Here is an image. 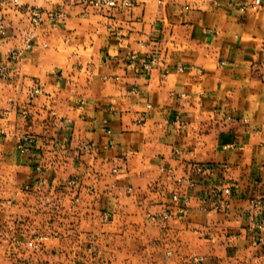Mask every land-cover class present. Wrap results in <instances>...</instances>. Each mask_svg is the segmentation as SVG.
Returning <instances> with one entry per match:
<instances>
[{
    "label": "crops",
    "instance_id": "1",
    "mask_svg": "<svg viewBox=\"0 0 264 264\" xmlns=\"http://www.w3.org/2000/svg\"><path fill=\"white\" fill-rule=\"evenodd\" d=\"M254 2L0 0V264H264Z\"/></svg>",
    "mask_w": 264,
    "mask_h": 264
},
{
    "label": "built area",
    "instance_id": "2",
    "mask_svg": "<svg viewBox=\"0 0 264 264\" xmlns=\"http://www.w3.org/2000/svg\"><path fill=\"white\" fill-rule=\"evenodd\" d=\"M14 1V4L15 5H18L19 4V0H13ZM92 3L97 6V7H102V8H117V7H130L133 5L134 3V0H92ZM261 4V0H255L254 2V5H253V8H257L259 5ZM29 13H30V17H31V20H32V23L34 24H38L41 22L42 20V13L39 9H31L29 10ZM146 68H149L151 67V64H146L145 65ZM3 70L0 69V74H2ZM41 92V88H37L34 90V93H40ZM1 114H0V118H1ZM0 133H1V130H0ZM21 148H23V146H21ZM81 148L84 152H88L92 149V147L84 142L81 144ZM24 149V148H23ZM198 170L200 171L201 168H198ZM43 183V182H42ZM219 191L223 192L224 195L226 196H229L231 195L232 191L231 189L229 188H224L221 190V188L219 189ZM260 201H257L256 202V205H260ZM222 205H225V200L223 199L222 200ZM169 212L168 211H165L160 219H163V220H167L168 217H169ZM149 219L152 220V221H155L157 219L156 216L154 215H150L149 216Z\"/></svg>",
    "mask_w": 264,
    "mask_h": 264
}]
</instances>
